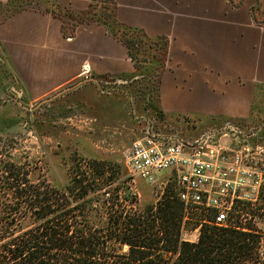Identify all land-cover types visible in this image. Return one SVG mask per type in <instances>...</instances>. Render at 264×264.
Returning <instances> with one entry per match:
<instances>
[{
    "label": "crops",
    "instance_id": "obj_1",
    "mask_svg": "<svg viewBox=\"0 0 264 264\" xmlns=\"http://www.w3.org/2000/svg\"><path fill=\"white\" fill-rule=\"evenodd\" d=\"M58 1L78 10L90 2ZM116 2L120 21L169 40L164 64L154 72L159 74L152 83L156 109L165 115L242 118L251 124L264 116V20L256 0ZM0 44L20 81L19 95L46 102L54 115L62 112L68 120L78 119L86 134L83 142L89 146L92 138V146L99 149L94 153L125 152L151 132L155 117L145 104L151 92L143 84L150 85L152 72H141L125 44L104 24L83 23L66 36L60 18L28 7L0 22ZM86 63L92 69L88 77L81 75ZM239 78L251 80L242 86L247 91H238L242 101L247 93L244 113L232 107L212 115L224 100L215 86L239 87ZM261 125L253 127L252 136L264 138V121Z\"/></svg>",
    "mask_w": 264,
    "mask_h": 264
},
{
    "label": "trees",
    "instance_id": "obj_2",
    "mask_svg": "<svg viewBox=\"0 0 264 264\" xmlns=\"http://www.w3.org/2000/svg\"><path fill=\"white\" fill-rule=\"evenodd\" d=\"M27 4V0H0L4 13L0 22ZM36 5L35 9L62 20L66 36H73L83 23L104 24L125 44L143 73H148L147 60L138 59L140 49L134 51L142 40L159 46L155 57L161 60L160 68L164 64L168 38L150 37L120 21L116 0H90L85 10L58 0H38ZM155 87L148 85L149 92ZM156 112L165 116L159 109ZM85 163L83 169L77 165L64 193L32 184L22 187L28 172L12 164L2 168L3 187L12 193H0V217L10 219L0 227V264H264V229L257 224L264 213L249 203L237 206L224 223L215 222L213 209L186 211L170 187L155 204L141 207L137 193H115L119 188L107 174L105 161ZM17 216L30 218L31 224L14 227ZM197 227L196 240L184 237Z\"/></svg>",
    "mask_w": 264,
    "mask_h": 264
},
{
    "label": "rangeland",
    "instance_id": "obj_3",
    "mask_svg": "<svg viewBox=\"0 0 264 264\" xmlns=\"http://www.w3.org/2000/svg\"><path fill=\"white\" fill-rule=\"evenodd\" d=\"M38 0H27L28 7H36ZM36 3V4H35ZM260 6L257 11H261L260 19L264 20V0H256ZM0 10V18L3 15ZM133 38H140L138 34H131ZM142 40V38H141ZM138 51V59L147 60V72H152L151 79L156 81L159 74L157 70L160 68V58H156L159 50L153 44L142 40L138 46H134ZM147 55L149 57H147ZM154 56V58H153ZM88 64V63H87ZM239 87H221L215 86L224 96L221 105L214 109V114H222L229 108H234L235 113H244L247 93H244V99L238 100L241 96L238 91L244 92L248 87H242L248 84L251 80L239 78ZM152 85V81L150 83ZM143 88L148 89V86ZM21 84L17 76L12 71L0 47V193H12L11 190L3 187L2 175H5L2 168H8L11 164L17 169L28 172V182H22L20 186H29L30 184L38 186L42 190L59 191L71 185L73 173L77 169V165L83 169L85 162L96 159L107 163V174L113 176L114 184L119 189L115 193H130L136 191L139 197V205L145 207L150 204H155L161 197L164 189L170 187L173 190L176 187L175 177L173 174L164 170L157 173V181L149 183L146 179L133 175L126 165V157L123 150L108 151L102 150L101 153L95 146H92V141L87 146L84 142V129L80 126L78 119L68 120L62 112L59 115H54L50 110L46 109V102L31 101L29 97L21 92ZM223 90V91H221ZM155 92V90H153ZM150 93V100L145 101L146 106L153 112L155 117L151 123V131L160 132L167 136H178L185 140H194L202 135L214 133L213 139L219 140L220 143L228 145L232 140V127L238 128L240 141L248 146H261L264 148V138L256 134L252 136L254 126L261 125L264 121V116H257L255 123H247L245 119H227L225 117H207L202 115H161L156 112V96ZM257 97V94H256ZM262 101L261 95L257 97ZM41 107V112H36V106ZM230 105V107H227ZM39 110V109H38ZM239 117V116H238ZM262 126V125H261ZM261 132H259L260 134ZM245 134V135H244ZM95 136V135H94ZM91 135V137H94ZM243 136H246L243 137ZM244 139V140H243ZM253 140L254 143L251 141ZM91 147V148H90ZM87 148V149H86ZM89 149V151H88ZM103 151V152H102ZM264 151V149H263ZM94 155L93 157L87 156ZM261 154L264 152L261 151ZM260 163L264 164V156L260 157ZM76 173V172H75ZM19 184V183H18ZM69 190V189H67ZM1 196V194H0ZM257 198V195L254 196ZM258 211L264 213V193H260L256 200L245 201ZM130 210V205L127 206ZM7 221H10L8 219ZM6 219L0 217V227L7 223ZM31 219H21L15 217L13 220L14 227H25L31 224ZM257 224L261 229H264V216L257 220ZM199 233V227L194 230L186 231L184 237L188 240H196ZM2 239L0 243H2Z\"/></svg>",
    "mask_w": 264,
    "mask_h": 264
},
{
    "label": "built area",
    "instance_id": "obj_4",
    "mask_svg": "<svg viewBox=\"0 0 264 264\" xmlns=\"http://www.w3.org/2000/svg\"><path fill=\"white\" fill-rule=\"evenodd\" d=\"M91 72L90 65L84 64L81 75L88 77ZM231 131L233 141L228 145L213 139L215 132L194 140H173L151 131L125 150L126 165L151 184L157 181V173L168 171L175 177V190L186 211L213 209L215 222L224 223L237 206L264 193V164L259 161L264 148L241 143L242 132L235 127Z\"/></svg>",
    "mask_w": 264,
    "mask_h": 264
}]
</instances>
